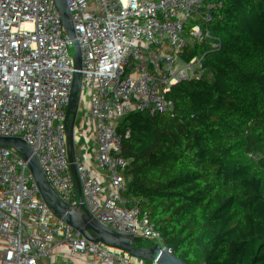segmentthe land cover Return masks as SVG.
<instances>
[{"label":"trees","instance_id":"1","mask_svg":"<svg viewBox=\"0 0 264 264\" xmlns=\"http://www.w3.org/2000/svg\"><path fill=\"white\" fill-rule=\"evenodd\" d=\"M191 1L130 0L129 13L107 21L93 42L76 37L61 45L62 69L82 92L89 117L108 110L121 130L149 106L154 79L165 76L171 86L183 68L172 21ZM202 1L196 28L239 11L201 40L206 77L224 74L217 106L178 125L181 137L166 156L170 168L141 183L143 191L162 189L163 206L132 217L133 242L92 244L73 253L76 264H264V0ZM0 5L19 7L20 18L34 1ZM56 18L33 14L23 22ZM45 242L38 237L39 264L49 263Z\"/></svg>","mask_w":264,"mask_h":264},{"label":"built area","instance_id":"2","mask_svg":"<svg viewBox=\"0 0 264 264\" xmlns=\"http://www.w3.org/2000/svg\"><path fill=\"white\" fill-rule=\"evenodd\" d=\"M129 1L48 0L38 15L57 18L32 26L18 24L19 7L0 5V90L30 144L41 187L40 231L48 230L44 254L52 264H76L73 253L92 244L132 243V217L163 206L162 189L143 191L141 183L170 168L166 156L181 137L178 125L217 106L224 74L206 77L201 40L239 11L196 28L204 3L192 0L172 21L183 68L171 86L165 76L154 79L149 106L121 130L108 110L88 116L82 92L62 69L60 47L76 37L97 39L107 21L129 13ZM32 206L30 173L0 112V264H25Z\"/></svg>","mask_w":264,"mask_h":264},{"label":"water","instance_id":"3","mask_svg":"<svg viewBox=\"0 0 264 264\" xmlns=\"http://www.w3.org/2000/svg\"><path fill=\"white\" fill-rule=\"evenodd\" d=\"M47 1L48 0H35L33 8L27 14L20 17L18 24L22 23L24 18H26L27 16L42 12ZM0 112L2 113V116L7 126L10 128L15 137L25 167L30 173L33 206L28 236L25 241V264H33L38 237L40 233V180L38 174L35 171V165L32 159L30 144L24 132L23 125L20 119L18 118L17 114L15 113L14 109L9 105L8 99L5 97L1 90Z\"/></svg>","mask_w":264,"mask_h":264},{"label":"rangeland","instance_id":"4","mask_svg":"<svg viewBox=\"0 0 264 264\" xmlns=\"http://www.w3.org/2000/svg\"><path fill=\"white\" fill-rule=\"evenodd\" d=\"M94 41V39H92V42ZM167 79V78H166ZM45 236H48V230L44 229L43 232L41 231L39 233V239H44Z\"/></svg>","mask_w":264,"mask_h":264},{"label":"crops","instance_id":"5","mask_svg":"<svg viewBox=\"0 0 264 264\" xmlns=\"http://www.w3.org/2000/svg\"><path fill=\"white\" fill-rule=\"evenodd\" d=\"M161 83H162V85H165L164 83H165V81H164V79L162 78L161 79ZM46 241H47V236H45V238H44ZM46 243V242H45ZM45 245V244H44ZM34 260H36V259H34ZM48 260H49V263L48 264H52V262H51V260L48 258ZM37 264H39L38 262H37Z\"/></svg>","mask_w":264,"mask_h":264}]
</instances>
